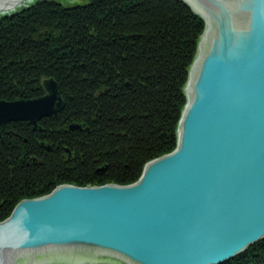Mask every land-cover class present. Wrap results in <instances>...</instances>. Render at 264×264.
<instances>
[{"label": "water", "instance_id": "water-1", "mask_svg": "<svg viewBox=\"0 0 264 264\" xmlns=\"http://www.w3.org/2000/svg\"><path fill=\"white\" fill-rule=\"evenodd\" d=\"M34 1L0 0V18ZM182 1L206 29L177 149L137 183L22 201L0 223V264H224L264 239V0ZM40 86L42 97L0 100V137L64 111L58 82Z\"/></svg>", "mask_w": 264, "mask_h": 264}, {"label": "trees", "instance_id": "trees-1", "mask_svg": "<svg viewBox=\"0 0 264 264\" xmlns=\"http://www.w3.org/2000/svg\"><path fill=\"white\" fill-rule=\"evenodd\" d=\"M205 29L182 0H89L67 8L40 0L0 18V100L39 98L42 78H53L66 108L45 127L76 122L89 129L62 139L78 155L68 165L55 147L45 151L36 144L27 123L6 127L0 140V223L20 201L61 184H134L149 161L174 152L188 103L185 87ZM224 264H264V239Z\"/></svg>", "mask_w": 264, "mask_h": 264}, {"label": "flooded vegetation", "instance_id": "flooded-vegetation-1", "mask_svg": "<svg viewBox=\"0 0 264 264\" xmlns=\"http://www.w3.org/2000/svg\"><path fill=\"white\" fill-rule=\"evenodd\" d=\"M58 115L53 116V117H50V118H44L42 121L39 122V127H38V129L36 131L33 130L32 126H30L28 123L27 124H28V126H30L31 131L34 133V139H35V142H36L37 145H39L42 149H44L42 147V145L45 144V145H47V146H49V147L52 148L51 151H53L54 150V147H55L56 152L61 155V160L63 162H65L64 164H68V165L76 164L77 163V160H78V155H77V152L75 151L74 146L71 143L69 145L68 144H63L62 143V139L66 135H68L69 133H74V132L80 131V130H72L70 128L72 125L79 124L84 129H85V127L81 123L69 122V123H67V124L64 125L65 127L63 126L64 128H62V127L61 128H46L45 126H47L48 123H44V122L46 120H48V119L53 120L54 122H56L59 119L58 118ZM24 123H26V122H24ZM43 123H44V126H43ZM54 124L55 123H52V126ZM59 130H60V133H64V134L60 135V139H59L58 136L53 141H51V142H48L46 139H42V138H45L46 137V134L47 133L50 134V132H53V131L59 132ZM85 131H88V130H85ZM80 132H84V131H80ZM2 137H3V133H2ZM2 137H0V140L4 141L2 139ZM44 150L45 151H48L46 149H44ZM33 161H34V159H33Z\"/></svg>", "mask_w": 264, "mask_h": 264}, {"label": "rangeland", "instance_id": "rangeland-1", "mask_svg": "<svg viewBox=\"0 0 264 264\" xmlns=\"http://www.w3.org/2000/svg\"><path fill=\"white\" fill-rule=\"evenodd\" d=\"M40 0H35L33 3H30V4H27V5H29V7H26V8H21V9H19L17 12H16V14L17 13H19V12H21V11H24V10H28V9H30V8H32L36 3H38ZM44 1H53V0H44ZM58 4H60L62 7H64V8H67V7H75V6H83V5H87L88 3H89V0H55ZM23 7V6H22ZM15 15V14H14ZM2 18V17H1ZM203 37V36H202ZM198 55V54H197ZM197 58V57H196ZM186 87H187V85H186ZM186 87H185V89H186ZM63 97H64V95L63 94H61ZM42 97V96H41ZM34 99H36V98H34ZM22 100H25V99H22ZM30 100V99H29ZM5 101V100H4ZM17 101V100H16ZM7 102H15V101H7ZM184 112V111H183ZM182 115H183V113H182ZM181 119H182V117H181ZM181 121V120H180ZM180 124V123H179ZM178 128H179V126H178ZM177 149V148H176ZM175 149V150H176ZM171 154V153H170ZM168 155V154H167ZM165 156V155H164ZM156 159H158V158H156ZM156 159H154V160H156ZM154 160H152V161H154ZM152 161H149L148 163H150V162H152ZM147 163V164H148ZM146 167V166H145ZM99 178H101V179H105L103 176H101V177H99ZM101 179H99V180H101ZM138 182V181H137ZM136 182V183H137ZM62 185H65V184H61L60 186H62ZM104 185H107V184H104ZM104 185H100V186H104ZM129 185H131V184H129ZM96 186V185H95ZM122 186V185H121ZM124 186H126V185H124ZM59 187V186H58ZM57 188V187H56ZM55 188V189H56ZM55 189H53L51 192H53ZM50 192V193H51ZM50 193H48V194H46L45 196H47V195H50ZM44 197V196H43ZM41 198V197H40ZM36 199V198H35ZM25 200H31V199H25ZM22 201H24V200H22ZM22 201H20L19 203H21ZM18 203V204H19ZM16 208V207H15ZM7 219H9V217L7 218ZM6 219V220H7ZM2 223V222H1Z\"/></svg>", "mask_w": 264, "mask_h": 264}, {"label": "bare ground", "instance_id": "bare-ground-1", "mask_svg": "<svg viewBox=\"0 0 264 264\" xmlns=\"http://www.w3.org/2000/svg\"><path fill=\"white\" fill-rule=\"evenodd\" d=\"M6 17V16H5Z\"/></svg>", "mask_w": 264, "mask_h": 264}]
</instances>
